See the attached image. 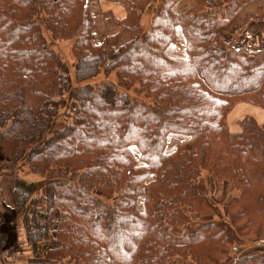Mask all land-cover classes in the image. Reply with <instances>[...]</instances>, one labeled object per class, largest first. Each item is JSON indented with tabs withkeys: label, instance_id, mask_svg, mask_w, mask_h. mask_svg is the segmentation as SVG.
<instances>
[{
	"label": "trees",
	"instance_id": "1",
	"mask_svg": "<svg viewBox=\"0 0 264 264\" xmlns=\"http://www.w3.org/2000/svg\"><path fill=\"white\" fill-rule=\"evenodd\" d=\"M110 1L133 35L117 47L112 36L95 40L92 0H0V153L9 168L78 174L15 179L34 264H264V250L244 247L264 241V125L247 114L236 131L228 120L239 103L264 108V48L225 35L251 0L184 10L190 0ZM179 25L186 57L168 51ZM45 28L73 40L79 81L117 71L119 83L73 89ZM64 108L67 121L46 136ZM205 172L234 192L229 220H215ZM6 242L0 230V253Z\"/></svg>",
	"mask_w": 264,
	"mask_h": 264
},
{
	"label": "rangeland",
	"instance_id": "2",
	"mask_svg": "<svg viewBox=\"0 0 264 264\" xmlns=\"http://www.w3.org/2000/svg\"><path fill=\"white\" fill-rule=\"evenodd\" d=\"M226 4V0H208L207 5L210 8L224 6ZM114 5L111 3L110 0H92V10L96 16L97 23L99 25L100 30L97 29L95 32V40L101 41L103 38L107 37V35L113 37V42L117 46L126 43L129 39L128 36H133L132 33L125 29L121 28L116 25V28L112 27V20L113 15H121L124 12L123 7L114 5L113 9L109 6ZM111 9V10H110ZM179 10H182V7H179ZM259 16H258V15ZM239 15V14H238ZM245 21L242 22L239 19L240 24L238 23H230L227 28L226 36L227 38L230 37L234 39L238 43H245V41H249L251 43L259 42L257 48H264L263 43L257 41V33L263 30L262 36L264 35V28L260 25L258 28L257 26L253 25L256 22L260 21L259 17L264 18V14H260L259 11H255L254 13H250L249 11L246 12ZM149 17V16H148ZM148 17L144 18V22L147 24ZM237 18V17H236ZM110 25L107 24V21ZM106 21V22H105ZM235 21V20H234ZM254 22V23H253ZM102 23H104L102 25ZM106 23V24H105ZM97 25V26H98ZM113 28V29H112ZM241 28V29H240ZM177 40L170 45L168 51L170 54L179 56V57H186L188 55L186 45H185V35L183 31L182 25H179L177 28ZM127 31L126 33H123ZM249 32V33H248ZM45 34L47 38L53 43V47L57 50L60 55L64 58L70 68V74L73 81V89H77L80 86L92 83H98L104 80H110L116 83H119V77L117 71L111 73L109 76L102 71L97 77L92 78L88 81H79L76 78L75 73V62L76 56L73 52V40L71 39H55L52 34L45 28ZM262 40V37L261 39ZM128 93L143 102L149 103L151 100L147 94L141 90L139 87H131L128 89ZM69 98V97H67ZM241 104V103H239ZM238 104V105H239ZM250 106V105H248ZM255 107L253 112L251 108L247 106H238L235 111L229 115V124L233 130L238 131L240 129L239 120L246 112H252L253 114L257 115L261 120L263 119V110ZM234 110V109H233ZM232 110V111H233ZM66 108L60 111L59 116L55 119L53 127L47 132L46 136H49L56 126H62L66 121L65 117ZM264 125V121L260 122ZM8 160L0 153V211L3 214L4 221L1 224V231L7 234V242L6 245L2 248L0 253V264H34L36 259L33 254L32 247L28 243L26 239L25 228L23 226L22 216L16 210V201L14 196V189L13 185L15 184V179L17 177H22L30 182H42L45 180H51L57 184H64L68 183L69 181H73L77 179L78 174L72 172L68 169L62 168H54L49 172V174L45 177L41 176L40 174L32 172L27 165H18L14 168L8 167ZM205 180V184L207 185L208 192L212 200L216 203L218 207V214L215 216V220L217 219H225L229 220L227 213H226V202L228 201L229 195L234 192L222 183H217L214 181L211 176L204 173L203 176ZM59 211H55L53 214V219L51 222L52 228L56 230L59 225ZM55 243V242H54ZM244 247L246 248L247 252L252 251H263L264 250V241L259 242H247ZM238 254V252H237ZM236 254V255H237Z\"/></svg>",
	"mask_w": 264,
	"mask_h": 264
},
{
	"label": "crops",
	"instance_id": "3",
	"mask_svg": "<svg viewBox=\"0 0 264 264\" xmlns=\"http://www.w3.org/2000/svg\"><path fill=\"white\" fill-rule=\"evenodd\" d=\"M112 3V2H111ZM114 4V3H113ZM192 4V1L190 0V1H188L185 5H183V6H181L182 7V9L184 10L185 8H187V7H189L190 5ZM260 4H264V0H251L250 2H248V3H246V4H244L243 6H242V8H241V10H240V12H239V15H238V17L235 19V21H233L235 24L236 23H238V24H240L241 22H239V19H241V16H242V22H244L245 21V18H246V12H250V13H254L255 11L257 12V11H259V5ZM114 5H116V4H114ZM114 5H112V6H109L110 8H112L113 9V7H114ZM118 6V5H117ZM120 6V5H119ZM122 7V6H121ZM124 9V8H123ZM111 10V9H110ZM112 11H114V9L112 10ZM95 13V12H94ZM124 14H125V11L121 14V15H113V20H112V24H111V22L109 23V21L108 20H106L107 21V24L108 25H112V27L113 28H116V25H117V23H116V17H123L124 16ZM258 15V14H257ZM94 16H95V14H94ZM260 18V21H264V18L263 17H259ZM105 21V22H106ZM104 23H102V25H103ZM106 24V23H105ZM98 25V23H97V19H96V16H95V28H94V36H95V32L97 31V29L98 30H100V28H99V25ZM112 28V29H113ZM127 31H124L123 33H126ZM107 36H109V35H107ZM132 36L130 35V36H128L127 37V39H129V38H131ZM258 37V36H257ZM106 38V37H105ZM105 38H103V40L105 39ZM103 40H101V41H103ZM130 40V39H129ZM97 41V40H96ZM101 41H97V42H101ZM264 42V41H263ZM263 45H264V43H263ZM243 104H244V106H247L248 108H251V111L253 112V110H254V108L255 107H253V106H255V105H252V104H248V103H241V104H239V105H237L235 108H234V110L232 111V113L235 111V109L238 107V106H243ZM248 105H250V106H248ZM256 107H258V108H260V109H262L263 110V115H262V117H263V119L261 120L257 115H255V114H253L252 112H246L241 118H240V120L245 116V115H247V114H250V115H253V116H255L260 122H263L264 121V108H261V107H259V106H256ZM253 109V110H252ZM231 113V114H232ZM239 120V121H240ZM13 189H14V185H13ZM1 212V211H0ZM2 213V212H1ZM0 227H1V225H0ZM1 230V229H0ZM4 233V232H3Z\"/></svg>",
	"mask_w": 264,
	"mask_h": 264
}]
</instances>
